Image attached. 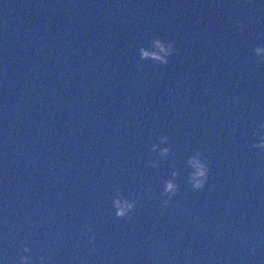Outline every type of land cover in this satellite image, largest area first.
Returning <instances> with one entry per match:
<instances>
[{
	"label": "water",
	"instance_id": "1",
	"mask_svg": "<svg viewBox=\"0 0 264 264\" xmlns=\"http://www.w3.org/2000/svg\"><path fill=\"white\" fill-rule=\"evenodd\" d=\"M258 47L264 0H0L2 264H264Z\"/></svg>",
	"mask_w": 264,
	"mask_h": 264
},
{
	"label": "clouds",
	"instance_id": "2",
	"mask_svg": "<svg viewBox=\"0 0 264 264\" xmlns=\"http://www.w3.org/2000/svg\"><path fill=\"white\" fill-rule=\"evenodd\" d=\"M243 28V25H241ZM257 55L264 56V47H258L256 49ZM258 149L264 150V139H261V141L256 145ZM168 150L164 149V153L167 154ZM208 173L209 169L208 166L205 164H201L199 166V171L197 173V178L195 181L194 186L198 189L203 188L207 182L208 179ZM167 191L170 193H175L176 186L173 183H169L167 187ZM117 208L119 209L118 215L124 216L127 215V213L132 209L133 205L131 203H128L127 201H117ZM25 252H29V248L24 249ZM0 264H2V261H0ZM20 264H31L28 256L21 257Z\"/></svg>",
	"mask_w": 264,
	"mask_h": 264
}]
</instances>
